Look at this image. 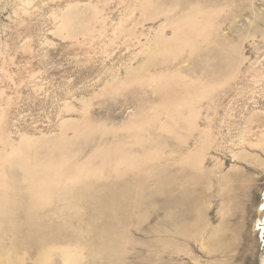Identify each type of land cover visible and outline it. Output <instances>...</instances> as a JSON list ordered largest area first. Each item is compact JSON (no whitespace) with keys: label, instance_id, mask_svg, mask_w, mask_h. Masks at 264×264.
Returning a JSON list of instances; mask_svg holds the SVG:
<instances>
[{"label":"rangeland","instance_id":"obj_1","mask_svg":"<svg viewBox=\"0 0 264 264\" xmlns=\"http://www.w3.org/2000/svg\"><path fill=\"white\" fill-rule=\"evenodd\" d=\"M0 264H264V0H0Z\"/></svg>","mask_w":264,"mask_h":264},{"label":"bare ground","instance_id":"obj_2","mask_svg":"<svg viewBox=\"0 0 264 264\" xmlns=\"http://www.w3.org/2000/svg\"><path fill=\"white\" fill-rule=\"evenodd\" d=\"M178 218V217H177ZM213 252H215V251H213Z\"/></svg>","mask_w":264,"mask_h":264}]
</instances>
